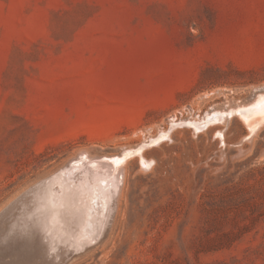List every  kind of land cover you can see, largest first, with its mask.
<instances>
[{
	"label": "rangeland",
	"instance_id": "374dc122",
	"mask_svg": "<svg viewBox=\"0 0 264 264\" xmlns=\"http://www.w3.org/2000/svg\"><path fill=\"white\" fill-rule=\"evenodd\" d=\"M261 103L264 0H0V212L164 132L71 264H264Z\"/></svg>",
	"mask_w": 264,
	"mask_h": 264
},
{
	"label": "bare ground",
	"instance_id": "6f19581e",
	"mask_svg": "<svg viewBox=\"0 0 264 264\" xmlns=\"http://www.w3.org/2000/svg\"><path fill=\"white\" fill-rule=\"evenodd\" d=\"M261 96L259 95V97ZM254 104L256 105L257 102ZM239 110H241V119L249 129L248 131L253 133L255 130L256 133V125L264 122V103H261L256 109L252 108L247 111L245 107H242ZM210 120L213 121L212 118ZM217 120L216 122H218ZM165 135L162 132L159 138L156 137L157 139H148L149 141L143 142L142 145L135 149H127L128 151L119 156V158L117 157L112 164L110 162L108 164L109 160L106 158V163L100 162V159L98 160L99 162L94 160V163L92 161L90 163L89 160V164L86 165L85 163L82 165V171H80L78 164H74L78 165V169L74 168V165L66 168L61 174L53 176L45 185L39 187L28 201L15 206L14 211L19 214L35 215L39 221H42L46 227L50 228L51 240L56 244L71 247L88 243L94 239V236L96 237L102 233L104 219L116 202L117 196H119L120 184L118 182L122 172L121 166H124V163L130 158L136 156L143 167L147 165L148 163L145 161L143 154L144 150L158 144ZM84 156L87 157V154L84 153ZM86 157L85 159L87 160L89 157ZM92 174H94V179L90 176ZM79 175H85V177L82 176L81 184L78 183L77 185L74 182L80 178L78 177ZM103 179L109 181H104ZM54 185H56V188H53Z\"/></svg>",
	"mask_w": 264,
	"mask_h": 264
},
{
	"label": "water",
	"instance_id": "95a60500",
	"mask_svg": "<svg viewBox=\"0 0 264 264\" xmlns=\"http://www.w3.org/2000/svg\"><path fill=\"white\" fill-rule=\"evenodd\" d=\"M42 182L24 195L32 196ZM116 202L104 219L102 233L83 245L67 247L51 240V230L35 215L0 212V264H71L92 249L109 228Z\"/></svg>",
	"mask_w": 264,
	"mask_h": 264
}]
</instances>
